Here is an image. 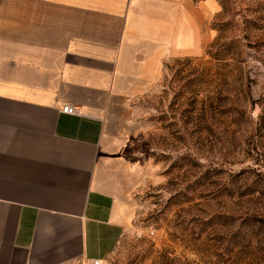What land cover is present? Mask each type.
<instances>
[{"label":"crops","instance_id":"1","mask_svg":"<svg viewBox=\"0 0 264 264\" xmlns=\"http://www.w3.org/2000/svg\"><path fill=\"white\" fill-rule=\"evenodd\" d=\"M218 0H0V264H94L133 209L130 100L204 53ZM70 104L75 113L63 112Z\"/></svg>","mask_w":264,"mask_h":264},{"label":"rangeland","instance_id":"2","mask_svg":"<svg viewBox=\"0 0 264 264\" xmlns=\"http://www.w3.org/2000/svg\"><path fill=\"white\" fill-rule=\"evenodd\" d=\"M218 1L204 53L130 100L133 217L102 264H264V0Z\"/></svg>","mask_w":264,"mask_h":264},{"label":"built area","instance_id":"3","mask_svg":"<svg viewBox=\"0 0 264 264\" xmlns=\"http://www.w3.org/2000/svg\"><path fill=\"white\" fill-rule=\"evenodd\" d=\"M63 112H66V113H75V108L70 105V104H66L64 107H63ZM155 233V230H151V234L153 235ZM94 264H101V261L100 260H94Z\"/></svg>","mask_w":264,"mask_h":264}]
</instances>
